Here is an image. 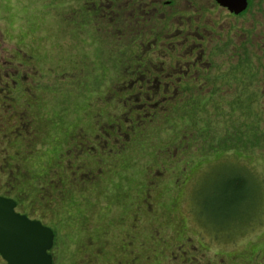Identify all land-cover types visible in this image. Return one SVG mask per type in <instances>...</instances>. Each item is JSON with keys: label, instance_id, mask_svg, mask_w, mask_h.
<instances>
[{"label": "rangeland", "instance_id": "rangeland-1", "mask_svg": "<svg viewBox=\"0 0 264 264\" xmlns=\"http://www.w3.org/2000/svg\"><path fill=\"white\" fill-rule=\"evenodd\" d=\"M187 1L176 10L188 12ZM194 3L201 9L190 29L215 44L246 29L264 33V0H252L243 17L212 9L215 0ZM83 4L0 0V195L55 232L53 264H264V151L201 152L204 137L194 141L193 125L177 122L161 135L120 134L110 121L129 122L102 91L122 69L121 49L144 39L123 30L107 40L111 32ZM102 62L115 63L106 80ZM236 174L251 182L239 202L247 210L238 223L208 225L237 199ZM202 206L210 209L203 220Z\"/></svg>", "mask_w": 264, "mask_h": 264}, {"label": "trees", "instance_id": "trees-1", "mask_svg": "<svg viewBox=\"0 0 264 264\" xmlns=\"http://www.w3.org/2000/svg\"><path fill=\"white\" fill-rule=\"evenodd\" d=\"M83 6L87 8L93 22L102 24L106 33L111 32L107 40H116L112 15L109 12L111 10H101L103 6L99 0H85ZM251 7L252 0L248 10ZM259 33L255 28L246 29L240 38H231L230 42L221 40L215 44L208 56L209 67L200 74L198 80H190L182 85H175L171 80L147 77L153 61L140 55L137 45L121 47L125 57L120 62L117 61V64L122 69L119 68L118 75L113 78V85L106 82L102 94L110 96L108 102L115 103L120 108L129 124L117 118L110 121L116 123L112 126L120 134L128 136V140H137L140 136L150 134L151 130L161 135L168 126H173V122L183 123L193 125L195 135H190L194 141L199 136L204 137L205 141L198 145L201 152L213 153L212 155L237 150L248 153L263 152L264 38L261 35L264 33ZM221 57L226 59L218 62ZM130 62L137 63L132 66ZM108 64L115 65L109 62L99 64L102 69L101 72L99 70V78L102 80H106L115 68ZM137 76L142 78L137 79ZM223 121L226 123L224 127L220 126ZM138 131L140 135L137 137ZM184 133L186 136L189 134L188 131ZM62 152L54 154L61 157ZM236 175L238 176H234L229 183L238 196H233L237 199L232 198V203L219 206L218 211L223 214L222 218L211 219L206 215L210 209H203V206L199 208V217L201 218V214L207 217L208 220L204 217V222L208 225L225 226L238 223L242 219L240 215L247 208L239 202L249 197L252 187L246 176ZM17 203L19 206V201Z\"/></svg>", "mask_w": 264, "mask_h": 264}, {"label": "flooded vegetation", "instance_id": "flooded-vegetation-1", "mask_svg": "<svg viewBox=\"0 0 264 264\" xmlns=\"http://www.w3.org/2000/svg\"><path fill=\"white\" fill-rule=\"evenodd\" d=\"M101 1L99 0L103 6L101 10H111L109 12L112 15L116 39H121L120 33L123 30L129 31L130 35L137 31L139 38L142 37L144 40L138 45L134 39L130 44L133 46L137 44L138 50L141 52L140 55L152 60L155 65H164L162 69L156 70V73L151 68L146 74L147 77L171 80L175 85H182L190 80H198L200 74L209 67L208 56L215 46V41L210 39V33L206 31L203 33L206 36L205 38V36L202 37L203 34L200 35L198 31L190 29L196 17L195 13L191 12L201 9L197 8L194 0L187 1L186 4L190 6L188 12L176 10V7L180 6L179 0H103L102 3ZM215 6L235 17L244 14L236 16L217 3L212 6V9ZM177 19L181 21L182 25L179 29L175 24ZM188 32L191 34H186ZM193 32L197 35L195 36ZM178 44L179 46H177ZM210 47L209 51L208 48ZM163 52V59L155 61L154 54ZM157 56L160 57L159 54ZM166 65L177 73H167ZM136 78L141 79L142 77L137 76Z\"/></svg>", "mask_w": 264, "mask_h": 264}, {"label": "water", "instance_id": "water-1", "mask_svg": "<svg viewBox=\"0 0 264 264\" xmlns=\"http://www.w3.org/2000/svg\"><path fill=\"white\" fill-rule=\"evenodd\" d=\"M250 0H216V3L230 13L239 16L245 13ZM17 202L0 196V256L7 264H53L50 254L55 242L54 231L39 220L30 219L16 211ZM43 230L39 239L35 230Z\"/></svg>", "mask_w": 264, "mask_h": 264}, {"label": "snow or ice", "instance_id": "snow-or-ice-1", "mask_svg": "<svg viewBox=\"0 0 264 264\" xmlns=\"http://www.w3.org/2000/svg\"><path fill=\"white\" fill-rule=\"evenodd\" d=\"M29 228L35 230L36 235L39 239L43 238V230L39 229L38 225H31Z\"/></svg>", "mask_w": 264, "mask_h": 264}]
</instances>
